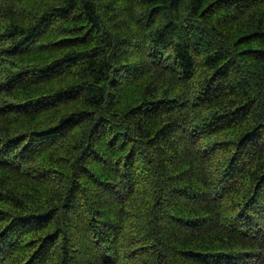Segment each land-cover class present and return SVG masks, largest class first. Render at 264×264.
<instances>
[{
    "label": "trees",
    "instance_id": "trees-1",
    "mask_svg": "<svg viewBox=\"0 0 264 264\" xmlns=\"http://www.w3.org/2000/svg\"><path fill=\"white\" fill-rule=\"evenodd\" d=\"M0 264H264V0H0Z\"/></svg>",
    "mask_w": 264,
    "mask_h": 264
}]
</instances>
